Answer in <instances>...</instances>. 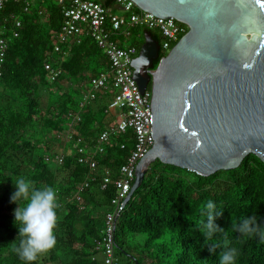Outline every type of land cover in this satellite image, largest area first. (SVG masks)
I'll return each instance as SVG.
<instances>
[{
  "label": "trees",
  "instance_id": "1",
  "mask_svg": "<svg viewBox=\"0 0 264 264\" xmlns=\"http://www.w3.org/2000/svg\"><path fill=\"white\" fill-rule=\"evenodd\" d=\"M95 1L113 7L115 0ZM12 13L22 23L17 37L9 19ZM0 15L6 18L9 39L0 79V264H24L13 250L18 243L13 223L17 204L10 196L17 176L57 191L56 245L32 264H106L103 228L116 190L112 184L102 189L104 169L111 170L113 179L118 176L134 149L135 134L129 129L115 135L98 157L94 175L79 161L82 155L75 145L92 143L109 126L113 90L99 91L89 101L83 97L90 80L109 70V59L89 35L58 40L64 17L55 0H43L29 13L10 2ZM144 32L161 44V33L144 27H133L129 36L116 39L122 47L136 46L139 53ZM166 54L160 49L154 64ZM48 64L62 72L54 82ZM71 113L81 114L79 123H72ZM70 129L73 139L62 140ZM60 153L64 161L57 164L53 159ZM46 155L52 157L50 162ZM208 199L223 209L216 222L225 228L229 246L238 249L236 264H264V243L232 229L245 215L254 214L264 223V162L255 154H248L235 169L210 176L160 160L151 163L116 222L115 255L120 264H218L217 254L209 252L199 231Z\"/></svg>",
  "mask_w": 264,
  "mask_h": 264
},
{
  "label": "water",
  "instance_id": "2",
  "mask_svg": "<svg viewBox=\"0 0 264 264\" xmlns=\"http://www.w3.org/2000/svg\"><path fill=\"white\" fill-rule=\"evenodd\" d=\"M133 1L187 31L156 65L160 43L144 32L132 61L140 90L152 91L153 145L121 208L156 160L202 176L235 169L248 154L264 162V2Z\"/></svg>",
  "mask_w": 264,
  "mask_h": 264
},
{
  "label": "built area",
  "instance_id": "3",
  "mask_svg": "<svg viewBox=\"0 0 264 264\" xmlns=\"http://www.w3.org/2000/svg\"><path fill=\"white\" fill-rule=\"evenodd\" d=\"M43 0H0V13L10 2L22 6L25 13H29L34 6ZM61 8L64 21L57 33L60 41L75 38L81 34L91 36L102 49L110 62L108 71L101 72L93 77L83 93L84 101L93 100L99 91L113 90L114 95L109 108L120 110L115 124L102 130L95 140L87 144L78 142L75 147L82 155L79 161L87 163L94 175L98 170V157L106 152V147L111 144L112 138L117 134H125L129 129L135 134V145L132 152L127 156L125 162L119 168V174L112 178L111 170L104 169L102 189L109 184L115 187V195L111 199L112 209L105 215L102 247L106 264H120L115 255V232L116 222L124 207L121 208L123 200L129 194L135 180V167L139 160L150 150L153 145L151 135V111L150 103L152 91L148 87L141 91L133 77L132 61L138 54L136 46L122 47L117 37L129 36L133 27H144L151 30H158L162 35L160 49L167 53L180 37L187 31V26L177 21L174 17L158 18L151 12H146L137 7L133 0H115L113 7H107L95 0H55ZM116 10L123 11V14L116 13ZM39 13H42L40 8ZM14 24V36H18L17 29L21 28V21L12 13L9 16ZM4 19L0 15V79L3 74V67L9 48V39L6 36L7 28ZM59 45H55L54 51H59ZM47 70L51 82L56 81L61 75V70L48 64ZM72 123H79L80 113H71ZM73 132L62 140H72ZM125 148V144H121ZM84 156V157H83ZM86 156V157H85ZM46 161L50 162L52 157L46 155ZM57 164H62L64 154L60 153L53 159ZM80 199V196H76Z\"/></svg>",
  "mask_w": 264,
  "mask_h": 264
},
{
  "label": "clouds",
  "instance_id": "4",
  "mask_svg": "<svg viewBox=\"0 0 264 264\" xmlns=\"http://www.w3.org/2000/svg\"><path fill=\"white\" fill-rule=\"evenodd\" d=\"M12 181L15 187L10 200L17 204L13 209V223L18 229L15 239L18 243L13 250L24 264H32L56 245L57 191L50 185L36 187L24 176H17ZM201 215L199 231L204 245H208L209 252L217 254L218 264H236L238 249L229 246L225 228L216 222L217 217L223 215V209L208 199ZM232 229L242 236L258 237L259 242L264 243V223H260L254 214L241 216L238 222H233ZM221 236L224 239L221 240Z\"/></svg>",
  "mask_w": 264,
  "mask_h": 264
},
{
  "label": "crops",
  "instance_id": "5",
  "mask_svg": "<svg viewBox=\"0 0 264 264\" xmlns=\"http://www.w3.org/2000/svg\"><path fill=\"white\" fill-rule=\"evenodd\" d=\"M120 110L117 108H110L109 109V114L107 117V122L109 123L108 125H113L116 123L118 116H119Z\"/></svg>",
  "mask_w": 264,
  "mask_h": 264
},
{
  "label": "rangeland",
  "instance_id": "6",
  "mask_svg": "<svg viewBox=\"0 0 264 264\" xmlns=\"http://www.w3.org/2000/svg\"><path fill=\"white\" fill-rule=\"evenodd\" d=\"M116 13H118V14H123V11H121V10H116ZM251 37V38H250ZM255 37H257V34L256 33H251V34H249V38L250 39H254ZM130 43V40L128 41V44Z\"/></svg>",
  "mask_w": 264,
  "mask_h": 264
},
{
  "label": "snow or ice",
  "instance_id": "7",
  "mask_svg": "<svg viewBox=\"0 0 264 264\" xmlns=\"http://www.w3.org/2000/svg\"><path fill=\"white\" fill-rule=\"evenodd\" d=\"M261 2H264V0H261Z\"/></svg>",
  "mask_w": 264,
  "mask_h": 264
},
{
  "label": "flooded vegetation",
  "instance_id": "8",
  "mask_svg": "<svg viewBox=\"0 0 264 264\" xmlns=\"http://www.w3.org/2000/svg\"><path fill=\"white\" fill-rule=\"evenodd\" d=\"M137 55H138V54H137ZM137 55H136V56H137Z\"/></svg>",
  "mask_w": 264,
  "mask_h": 264
}]
</instances>
